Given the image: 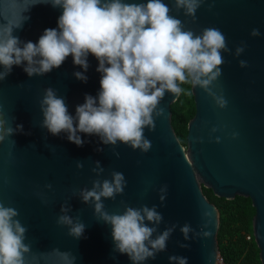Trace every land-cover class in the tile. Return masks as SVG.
<instances>
[{
  "label": "water",
  "instance_id": "water-1",
  "mask_svg": "<svg viewBox=\"0 0 264 264\" xmlns=\"http://www.w3.org/2000/svg\"><path fill=\"white\" fill-rule=\"evenodd\" d=\"M164 2L186 29L199 34L207 27L219 28L232 50V54L222 53L223 74L214 89L223 94L227 107L219 108L206 92L192 87L196 113L188 124L186 146L172 124L171 105L180 96L170 93L160 103L165 116L156 119L155 131L145 129V136L152 142L148 153L120 143L115 148L120 154L117 157L113 147L103 145L96 136L82 134L85 143L78 147L65 134L53 136L41 128L39 102L46 88L57 90L72 115L76 106L85 102V94L97 95L101 74L96 71L98 61L92 55L88 57L86 83L73 75L83 69L74 65L71 56L45 76L29 77L23 67L14 66L12 73L0 82L3 129L23 125V132L10 137H5L3 131L5 138L0 140V200L20 213L17 218L28 228L25 243L31 244L32 252L46 254L38 257V264H56L54 249L72 252L77 257L76 264H131L126 254L113 251L111 227L97 221L93 206L73 195L74 189L92 187V181L97 179L92 172L95 161L105 169L100 179H111V172L118 171L127 180L123 195L103 201L107 211L122 213L121 201L134 208L157 205L164 217L160 232L172 224L178 225L167 251L145 264H170L172 255L187 257L188 264H217L220 213L205 195L203 186L229 200L236 196L251 198L256 209L253 234L264 264V0H206L198 9L195 22L185 17L183 10L177 13L173 0ZM61 14L60 8L37 4L25 13L30 19L14 34L22 41L37 43L45 29L57 28ZM253 28L260 30L259 37H251ZM242 41L247 48L236 57L235 48ZM239 60H246L249 66L241 68ZM213 127L219 131L210 136ZM234 133L238 134L235 138ZM216 137H220V143L215 142ZM98 147L104 151H97ZM78 161L84 163L83 169L77 168ZM47 184L52 185L51 190ZM165 184L168 194L161 205L159 188ZM66 201L72 208L69 214L79 216L86 226L79 240L68 235L67 226L57 224L61 205ZM185 223L196 232L208 231L211 235L185 241L180 232ZM204 224L208 227L201 228ZM180 243L189 247L181 248Z\"/></svg>",
  "mask_w": 264,
  "mask_h": 264
},
{
  "label": "clouds",
  "instance_id": "clouds-1",
  "mask_svg": "<svg viewBox=\"0 0 264 264\" xmlns=\"http://www.w3.org/2000/svg\"><path fill=\"white\" fill-rule=\"evenodd\" d=\"M206 0H173L174 8L185 17L196 20L198 9ZM37 4H50L62 9L57 28L45 29L37 43L22 41L14 33L30 19L25 13ZM209 6V10L211 7ZM172 8L164 0L127 2V0H0V82L4 81L14 66L23 67L29 77L45 76L59 69L71 56L73 63L83 71L73 73L76 79L87 82L85 73L92 55L98 61L101 74L100 90L96 96L85 94V102L76 106L75 115L69 113L65 99L57 90L48 87L40 100L43 120L40 124L53 136L66 135L69 142L83 147L82 134L96 136L105 146L111 145L114 154L122 143L134 151L148 153L152 142L145 136V129L155 131L156 119L165 116L160 103L166 93L179 97L185 92L180 85L199 87L223 109L227 100L214 90L222 76L225 63L222 53L232 54L227 37L216 27H207L199 34L186 29L185 24L171 15ZM251 37L261 35L253 28ZM246 42L235 48L240 57L246 50ZM241 68L248 67L246 60H239ZM190 94V93H189ZM2 107V106H0ZM5 137L23 132V125L6 127ZM219 131L211 129V134ZM238 134L234 133L233 138ZM5 137H0L4 139ZM203 139L201 138V141ZM220 143V137L215 138ZM103 152L104 148L96 149ZM92 168L97 179L92 187L73 190L81 201L94 207L99 222L111 227L113 251L127 255L131 264H145L167 251L168 241L176 230V224L163 232L159 226L163 215L157 205L134 208L121 201L124 211L110 213L104 200H115L123 195L127 180L123 173L111 172V179H100L105 169L99 161ZM83 169L84 163L77 162ZM46 188L52 189L51 184ZM168 185L159 188L161 205L167 199ZM47 203V200L44 201ZM59 226L68 227V235L79 240L84 236L85 224L80 217H73L66 201L61 205ZM20 213L14 207L5 206L0 200V264H38V257L46 254L32 252L27 240L28 228L17 218ZM207 214L205 213V216ZM151 225V226H150ZM204 224L201 228H207ZM184 240L208 237V231L196 232L188 223L180 226ZM188 248L189 244L180 243ZM56 264H76L77 257L70 251L54 249ZM170 264H188L187 257L169 256Z\"/></svg>",
  "mask_w": 264,
  "mask_h": 264
},
{
  "label": "trees",
  "instance_id": "trees-1",
  "mask_svg": "<svg viewBox=\"0 0 264 264\" xmlns=\"http://www.w3.org/2000/svg\"><path fill=\"white\" fill-rule=\"evenodd\" d=\"M180 86L185 89V92L171 105L172 124L180 142L186 146L188 124L196 113V104L192 86L189 84ZM0 129H3L1 115ZM2 134L3 130H0V137H2ZM203 191L219 209L218 243L225 264H262L260 249L253 234V218L256 209L251 198L236 196L234 199L229 200L218 197L212 189L205 186H203ZM248 235H251L252 240L247 239Z\"/></svg>",
  "mask_w": 264,
  "mask_h": 264
},
{
  "label": "built area",
  "instance_id": "built-area-1",
  "mask_svg": "<svg viewBox=\"0 0 264 264\" xmlns=\"http://www.w3.org/2000/svg\"><path fill=\"white\" fill-rule=\"evenodd\" d=\"M247 239L248 240H252L251 235H248ZM217 264H225V261H224L223 257L221 256V254H219V256L217 258Z\"/></svg>",
  "mask_w": 264,
  "mask_h": 264
}]
</instances>
